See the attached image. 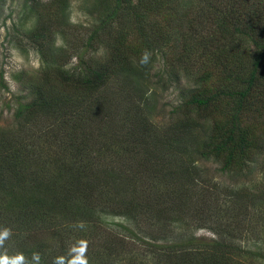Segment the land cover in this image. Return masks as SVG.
Returning <instances> with one entry per match:
<instances>
[{
    "label": "trees",
    "instance_id": "trees-1",
    "mask_svg": "<svg viewBox=\"0 0 264 264\" xmlns=\"http://www.w3.org/2000/svg\"><path fill=\"white\" fill-rule=\"evenodd\" d=\"M12 1L10 41L29 44L42 66L14 74L28 92L14 129L0 128V228L12 230L0 253L53 264L83 238L89 264L264 261L253 194L237 187L221 200L198 164L246 179L263 170L264 0H92L85 27L71 22L73 0ZM159 54L171 80L191 83L165 123L147 86ZM110 216L139 229L144 219L147 234L106 227ZM134 238L148 252L127 258Z\"/></svg>",
    "mask_w": 264,
    "mask_h": 264
},
{
    "label": "rangeland",
    "instance_id": "rangeland-1",
    "mask_svg": "<svg viewBox=\"0 0 264 264\" xmlns=\"http://www.w3.org/2000/svg\"><path fill=\"white\" fill-rule=\"evenodd\" d=\"M91 2L92 0H88L87 2L86 0L72 1L71 22L73 24L85 27L93 23L94 18L86 8L87 4ZM18 9L16 1L0 0V72L4 73V79H2L0 75V128L11 130L14 129L16 125L14 112L17 105V98L21 95H26L28 92L27 85L18 82L15 79V75L21 71H26L28 75L34 76L39 72L42 66L38 53L29 44L24 43L23 45L25 47L22 50L16 47L14 42L10 41V36L13 34L12 24L14 21L18 20ZM26 25V27H30L31 22H28ZM61 43V40L58 39L57 44L60 45ZM86 55L90 56V51L87 52ZM77 62L78 58L75 57L70 61L68 66L73 67ZM163 69V59L160 54L158 56L156 55L153 69L147 79V86L149 92L152 94H150L149 102L155 112L156 116L154 117L157 123L169 121L173 106L182 98L184 89L191 85L185 78H181L178 82L171 80ZM198 164L206 171L208 177L204 184H206L211 194L223 200L230 194L231 190L234 191L237 187H245L253 194L254 198V204L253 202L248 203L249 207L247 210L249 212L259 210L261 213L264 211V167H262L263 170L255 168L253 171L254 173L248 175V179H246L244 177H234L232 173L229 175L227 173L222 174L221 165L214 160L208 162L199 161ZM261 198L263 199L262 204ZM186 221L190 222L189 216L186 217ZM105 222L107 225L106 227L117 229L119 232H127V230H124V227H130L136 232L134 235L145 236V234H147L143 231L144 228H146L144 226L147 224V221L144 219H142L143 226L139 222L141 225L140 229L135 227V225L131 226L128 221L120 217L110 216ZM196 235L200 236L202 239L216 237L209 229H201L196 232ZM255 236H258L262 240V245L260 247L264 248L263 223L259 222V225L255 227ZM238 241L249 247L253 245L252 241H246L245 237ZM129 242V250L126 251L127 258L130 253L139 257L143 253L148 252L143 241L139 238H134ZM126 260L127 259L122 256L119 262L124 263ZM251 261L264 264V261L261 259L252 258Z\"/></svg>",
    "mask_w": 264,
    "mask_h": 264
},
{
    "label": "clouds",
    "instance_id": "clouds-1",
    "mask_svg": "<svg viewBox=\"0 0 264 264\" xmlns=\"http://www.w3.org/2000/svg\"><path fill=\"white\" fill-rule=\"evenodd\" d=\"M150 60V53L145 51L141 56V63L147 64ZM83 221L75 223L74 227L80 230L85 228ZM12 235L10 228H0V247H3L5 241ZM88 241L86 239H77L67 250L65 254L54 258L53 264H89L88 257ZM41 256L38 252L32 253L31 261L20 252L14 255H8L7 252L0 253V264H40Z\"/></svg>",
    "mask_w": 264,
    "mask_h": 264
}]
</instances>
